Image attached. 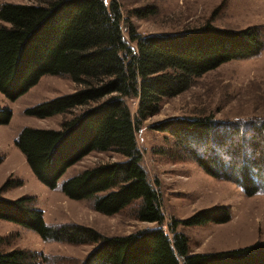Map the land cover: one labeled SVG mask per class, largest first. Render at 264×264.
I'll use <instances>...</instances> for the list:
<instances>
[{"label": "trees", "instance_id": "1", "mask_svg": "<svg viewBox=\"0 0 264 264\" xmlns=\"http://www.w3.org/2000/svg\"><path fill=\"white\" fill-rule=\"evenodd\" d=\"M151 6L138 9L152 14ZM127 28L131 45L124 35ZM264 50L259 26L222 28L207 21L174 33L140 34L125 19L117 0H41L0 3V92L16 101L46 75L67 76L79 88L25 109L37 118L67 114L59 129L26 126L15 140L34 175L55 189L74 165L92 152L112 151L125 157L83 169L63 182L73 200H90L93 209L113 216L126 209L143 222L159 223L126 235H106L80 222L49 225L36 197L8 199L2 192L21 185L9 177L0 188V219L36 231L46 241L93 244L78 264H264V241L232 250L194 253L191 241L176 232L185 226L225 223L226 205L174 219L171 239L161 227L163 201L142 164L137 134L148 118L159 114L164 99L176 97L204 74ZM128 99L137 100L133 113ZM13 110L0 108V125ZM171 135L165 152L176 162L192 160L207 174L238 184L255 195L264 191V120H218L211 115L169 118L153 125ZM5 157L0 154V164ZM0 237V264H38L44 255L16 248L6 251ZM182 259V262H181Z\"/></svg>", "mask_w": 264, "mask_h": 264}, {"label": "rangeland", "instance_id": "2", "mask_svg": "<svg viewBox=\"0 0 264 264\" xmlns=\"http://www.w3.org/2000/svg\"><path fill=\"white\" fill-rule=\"evenodd\" d=\"M41 0H0V3L32 4ZM125 19L140 34L174 33L212 21L218 27L244 29L259 26L264 31V0H117ZM151 6L152 14L140 16L138 9ZM124 35L131 45L127 28ZM79 86L67 76L46 75L39 84L16 101L0 92V108L9 106L13 118L0 125V188L12 177L23 184L2 192L8 199L33 195V207L43 210L47 224L80 222L95 227L106 235H126L145 228H157L159 223L143 222L134 218L130 209L109 216L93 209L90 200H73L62 191L64 181L96 164L124 160L121 154L95 151L72 166L52 189L32 172L25 155L15 140L25 126L46 127L58 119L59 129L67 114H57L42 120L25 114V109L44 100L71 93ZM133 113L137 100L128 99ZM211 115L218 120H264V50L255 57L233 60L197 78L186 92L163 100L159 114L148 118L137 134L142 152V164L149 179L160 191L163 205V227L173 239L170 229L173 220H184L196 212L219 205L232 208V219L225 223L204 225L177 224L176 232L186 234L194 253H212L246 247L264 241V191L249 196L235 182L221 180L204 172L192 160L176 162L165 153L171 149V135L153 128L160 121L185 116ZM50 118V117H49ZM51 121V122H50ZM172 228V227H171ZM2 248L35 251L44 255L38 264H78L94 248L93 244L72 245L44 240L36 231L20 224L0 219ZM182 262V259H181ZM183 263V262H182Z\"/></svg>", "mask_w": 264, "mask_h": 264}, {"label": "crops", "instance_id": "3", "mask_svg": "<svg viewBox=\"0 0 264 264\" xmlns=\"http://www.w3.org/2000/svg\"><path fill=\"white\" fill-rule=\"evenodd\" d=\"M36 86H37V85H36ZM36 86H35V87H36ZM35 87H34V88H35ZM32 89H33V88H32ZM32 89H31V90H32ZM31 90H30V91H31ZM36 118H37V117H36ZM51 118H53V116L50 117V118H49V117H47V118H43L42 120H44V121H45V120H51ZM39 119H41V118H39ZM48 122H49V121H48ZM48 122H47V124H46V127H48V128H41V129H53V128H50V127H54V125L59 124L58 119H55V118H54V120H52V124H49ZM50 122H51V121H50ZM61 123H62V121H61ZM25 127H26V126H25ZM29 127H34V126H29ZM23 128H24V127H23ZM34 128H38V127H34Z\"/></svg>", "mask_w": 264, "mask_h": 264}]
</instances>
